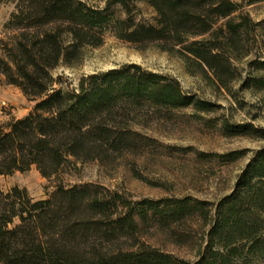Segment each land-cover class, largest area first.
Segmentation results:
<instances>
[{
  "label": "trees",
  "instance_id": "1",
  "mask_svg": "<svg viewBox=\"0 0 264 264\" xmlns=\"http://www.w3.org/2000/svg\"><path fill=\"white\" fill-rule=\"evenodd\" d=\"M138 1L152 19L138 18ZM260 1L106 0L99 7L17 0L0 39V75L35 104L0 123V177L36 167L56 184L38 200L19 186L0 190V264H264V146L215 201L192 194L137 199L101 184H66V174L88 163L147 180L146 170L169 160L227 166L246 153H208L159 137L168 126L200 122L201 113L218 109L176 78L138 63L83 75L73 88L56 87L61 77L54 75L112 34L174 52L228 88L240 76L237 61L264 35V20L246 11ZM257 68L264 72V56ZM246 86L264 90V75L249 77ZM206 122L225 136L264 139V128L252 122Z\"/></svg>",
  "mask_w": 264,
  "mask_h": 264
},
{
  "label": "rangeland",
  "instance_id": "2",
  "mask_svg": "<svg viewBox=\"0 0 264 264\" xmlns=\"http://www.w3.org/2000/svg\"><path fill=\"white\" fill-rule=\"evenodd\" d=\"M90 5L105 7L106 0H83ZM244 2L246 0H236ZM17 0H7L0 5V39L8 34L6 23L16 8ZM141 13L138 18L152 19L153 12L144 1H138ZM119 9V7H117ZM255 21L264 20V1L246 6ZM263 32V31H260ZM264 56V35L259 36L258 44L250 55L237 61L240 76L228 88L220 86L213 76L203 71L189 68L186 61L174 52L162 50L151 45L139 48L137 45L117 38L112 34L105 37L104 43L88 48L80 64H61L54 70L55 77L61 80L56 87L73 88L83 75H90L126 63H138L144 68L176 78L183 89L197 98L217 105L216 112L201 113L205 120L191 122L178 127L168 126L164 133L158 134L167 144L192 147L208 153L224 154L235 150L245 151L246 156L233 165L197 166L183 160H169L166 164H155L146 170L147 180L135 178L127 169L120 168L114 174H108L95 163L80 166L77 172L71 171L64 176V183L101 184L110 188H119L129 192L137 199L159 198L169 194H192L203 199L217 200L230 192L236 183V177L248 164L256 151L264 146V139L244 136H225L207 124V120L220 117L232 123L252 122L264 128V90L246 86L251 76L264 75L257 68V61ZM17 86L6 84L0 75V123L11 117H22L34 106ZM216 120V119H215ZM168 183L170 192L165 188L152 186L149 181ZM56 182L41 175L36 167L12 175L0 177V190L8 191L14 186L26 188L35 200L46 198Z\"/></svg>",
  "mask_w": 264,
  "mask_h": 264
}]
</instances>
